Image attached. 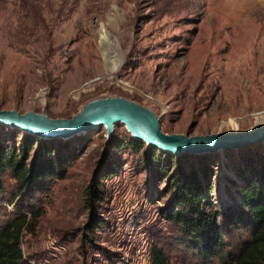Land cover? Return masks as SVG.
<instances>
[{
    "label": "rangeland",
    "instance_id": "rangeland-1",
    "mask_svg": "<svg viewBox=\"0 0 264 264\" xmlns=\"http://www.w3.org/2000/svg\"><path fill=\"white\" fill-rule=\"evenodd\" d=\"M105 97L149 110L166 134L264 123V0H0V110L69 119ZM15 133L24 135L0 126L8 146ZM131 140L120 124L109 140L103 128L52 140L83 151L42 194L15 198L11 174L0 176V230L39 214L22 233L25 264H149L153 244L169 264H198L161 213L173 198L147 163L150 150ZM263 147L264 140L178 157L195 167L194 158L212 159L208 202L224 209L237 204L239 172L261 168ZM105 153L114 173L95 176ZM96 180L101 201L86 195ZM87 203L100 220L94 230ZM225 224L224 243L234 250L246 230Z\"/></svg>",
    "mask_w": 264,
    "mask_h": 264
},
{
    "label": "trees",
    "instance_id": "trees-1",
    "mask_svg": "<svg viewBox=\"0 0 264 264\" xmlns=\"http://www.w3.org/2000/svg\"><path fill=\"white\" fill-rule=\"evenodd\" d=\"M11 141L12 144L8 146L0 138V176L4 173L11 174L18 186L15 198L47 192L51 183L62 178L71 163L83 151L82 145L72 146L70 143L55 145L52 140H37L33 136L19 133L12 135ZM130 144L136 148L142 147L140 142L133 140ZM189 158L191 159L186 155L167 156L153 149H150L147 155V163L154 167L159 178L167 186V193L172 194V206L161 213L176 229L178 242L198 264H264L262 160L259 164L261 168H249L245 175L239 172L243 186L236 190L237 204L215 209L208 202L213 186L208 181L210 168L206 163L207 159L208 161L212 159L194 158L197 165L195 167L188 162ZM112 168L110 155L105 153L97 162L95 176L103 171L104 174L111 176L114 173ZM93 179L94 176L91 182ZM94 183L87 187L86 195L101 201L97 190L99 180ZM229 183L234 185L230 180ZM87 206L90 210L88 226L91 230L97 229L100 227V220L92 212L91 205L87 203ZM29 215L13 218L0 230V264H25L19 247L22 233L30 227L33 228L39 217L38 212ZM223 223L242 226L246 230L245 238L234 250H230L224 243ZM149 264H169L157 244L150 247Z\"/></svg>",
    "mask_w": 264,
    "mask_h": 264
},
{
    "label": "water",
    "instance_id": "water-1",
    "mask_svg": "<svg viewBox=\"0 0 264 264\" xmlns=\"http://www.w3.org/2000/svg\"><path fill=\"white\" fill-rule=\"evenodd\" d=\"M117 124L123 126L133 141L140 142L149 150L175 157L181 154L214 153L264 140V123L242 132L207 136L166 134L160 130L156 116L149 110L136 103L109 97L87 103L69 119H48L32 112L19 114L0 110V126L43 141L66 140L100 128L105 130V137L109 140Z\"/></svg>",
    "mask_w": 264,
    "mask_h": 264
},
{
    "label": "bare ground",
    "instance_id": "bare-ground-1",
    "mask_svg": "<svg viewBox=\"0 0 264 264\" xmlns=\"http://www.w3.org/2000/svg\"><path fill=\"white\" fill-rule=\"evenodd\" d=\"M101 36L104 37L105 36V32L101 31Z\"/></svg>",
    "mask_w": 264,
    "mask_h": 264
}]
</instances>
